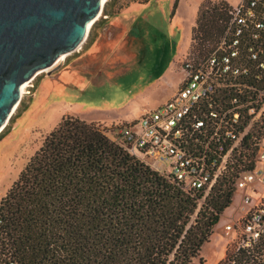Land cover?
Listing matches in <instances>:
<instances>
[{
	"label": "trees",
	"instance_id": "1",
	"mask_svg": "<svg viewBox=\"0 0 264 264\" xmlns=\"http://www.w3.org/2000/svg\"><path fill=\"white\" fill-rule=\"evenodd\" d=\"M206 1L192 33L196 57L219 44L229 20L227 1ZM102 124L67 115L45 136L0 202V264H192L239 174L253 169L247 147L200 205L203 193L152 170Z\"/></svg>",
	"mask_w": 264,
	"mask_h": 264
},
{
	"label": "built area",
	"instance_id": "2",
	"mask_svg": "<svg viewBox=\"0 0 264 264\" xmlns=\"http://www.w3.org/2000/svg\"><path fill=\"white\" fill-rule=\"evenodd\" d=\"M182 67L175 95L119 126L114 140L185 192L203 193L200 205L235 159L253 148V169L235 182L244 192L240 215L223 233L231 237L227 264H264V0L229 3L219 44L204 57L187 54ZM258 184L259 199L248 193Z\"/></svg>",
	"mask_w": 264,
	"mask_h": 264
},
{
	"label": "rangeland",
	"instance_id": "3",
	"mask_svg": "<svg viewBox=\"0 0 264 264\" xmlns=\"http://www.w3.org/2000/svg\"><path fill=\"white\" fill-rule=\"evenodd\" d=\"M227 1L236 4L238 0ZM147 2L137 9L148 44L147 56L142 62L132 66V62L128 64L121 54L112 61L122 63L104 70L101 76L94 77L92 72L86 71L93 62L100 67L99 54H90L86 50L93 43L96 24L91 28V37L88 36L79 51L70 53L55 67L38 74L27 86L19 107L0 136V202L45 136L64 116L107 122L102 125L114 139L118 127L124 123L112 121L138 120L142 112L160 105L170 83L184 78L182 63L192 50V31L201 0ZM68 67L72 69L71 77H63L62 73ZM255 186L258 187L251 185L248 193L259 199L261 185ZM243 194L242 189L236 190L232 204L215 227L210 241L203 245L200 257L192 264H218L222 254L218 248L223 247L226 237L223 227L233 215H240ZM226 238L228 243L231 237Z\"/></svg>",
	"mask_w": 264,
	"mask_h": 264
},
{
	"label": "water",
	"instance_id": "4",
	"mask_svg": "<svg viewBox=\"0 0 264 264\" xmlns=\"http://www.w3.org/2000/svg\"><path fill=\"white\" fill-rule=\"evenodd\" d=\"M104 0H0V131L21 101L22 85L77 51Z\"/></svg>",
	"mask_w": 264,
	"mask_h": 264
},
{
	"label": "crops",
	"instance_id": "5",
	"mask_svg": "<svg viewBox=\"0 0 264 264\" xmlns=\"http://www.w3.org/2000/svg\"><path fill=\"white\" fill-rule=\"evenodd\" d=\"M147 1L148 0H108V2L106 3L107 11L96 22L97 27L95 28L96 32H94L93 43L91 47L86 49L90 54H99L98 61L100 67L97 66V62H93V64L89 65L86 68V71L92 72L94 77L101 76L103 75L104 70L106 71L109 67L122 63L119 62V60H117L116 62L112 61L115 56L116 58H118L121 54L124 55L123 57L125 61L128 60V64L129 61L132 62V66H135L145 59L148 52V44L141 27V19L138 20L139 15H137V9L139 10L140 7L147 4ZM202 1L203 0H201V3ZM71 74L72 69L68 67L63 71L62 76L64 77L66 75L67 77H69ZM181 84L182 80L170 83L169 91L167 92L165 99H163L161 103L166 102L173 95H175ZM145 112L146 111L142 112L141 115ZM128 121L129 120H120L112 122L127 123ZM102 123L106 124L107 122ZM223 239V247L218 248L222 253L220 260L224 258L227 251V238L225 237Z\"/></svg>",
	"mask_w": 264,
	"mask_h": 264
},
{
	"label": "bare ground",
	"instance_id": "6",
	"mask_svg": "<svg viewBox=\"0 0 264 264\" xmlns=\"http://www.w3.org/2000/svg\"><path fill=\"white\" fill-rule=\"evenodd\" d=\"M107 1H108V0H104V1H103V4H106ZM100 17H101V16H100ZM100 17H99V18H100ZM94 24H95V23H94ZM94 24H93V25H94ZM93 25L91 26V28L93 27ZM66 57H67V54H63V55H61L60 58L58 59V61H57L56 64H58V63H60L61 61L65 60ZM44 71H47V70H44ZM42 72H43V70L40 71L39 74H41ZM29 84H30V83L28 82V83H25L24 85H22V89H21V94H22V96H23L24 93L26 92V88H27V86H29ZM18 107H19V106L17 105V107L15 108L14 112L12 113V116H13V114H15V112H16V110H17ZM8 123H9V121L6 123L5 127L0 131V133H1V132L7 127Z\"/></svg>",
	"mask_w": 264,
	"mask_h": 264
}]
</instances>
